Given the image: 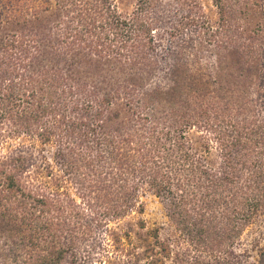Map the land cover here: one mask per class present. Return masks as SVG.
Segmentation results:
<instances>
[{"label": "trees", "instance_id": "1", "mask_svg": "<svg viewBox=\"0 0 264 264\" xmlns=\"http://www.w3.org/2000/svg\"><path fill=\"white\" fill-rule=\"evenodd\" d=\"M213 2L219 18L203 27L218 46L234 41L230 22L239 2L264 15V0ZM39 5L55 8L63 51L89 46L143 70L138 65L154 37L141 4L123 14L114 0H0V27L21 15V7L36 14ZM263 30L264 18L255 32ZM17 37L6 39L7 54L30 53L38 44ZM256 53L250 45L248 61ZM22 58L5 70L11 83L21 75ZM23 80L22 89L0 84V264H89L93 256L83 244L97 229H105L103 240L115 237L112 224L143 214L148 193L165 203L168 226L153 229V240L134 258L145 264H264V247L253 245L257 263L239 247L264 210V116L255 113L253 100L239 104L233 83L216 82L217 90L204 93L193 88L182 109L143 88L99 93L60 80L52 89L46 78L41 96L31 75ZM21 136L27 145L7 144ZM137 225L145 229L146 221Z\"/></svg>", "mask_w": 264, "mask_h": 264}, {"label": "rangeland", "instance_id": "2", "mask_svg": "<svg viewBox=\"0 0 264 264\" xmlns=\"http://www.w3.org/2000/svg\"><path fill=\"white\" fill-rule=\"evenodd\" d=\"M114 1L123 14L131 13L141 4L148 22L152 24L153 47L147 50V59L144 58L143 63L138 65L143 70L136 71L135 65L124 58L96 52L89 46L63 51L60 47L62 40L57 36L60 19L55 8L44 9L39 5L33 12L36 14H32L24 6L20 9L21 15L0 27V84H12L22 89L25 84L23 77L31 75L34 80L32 86L39 90L41 96H46V91L43 92L46 78L49 79V88H54L60 80L99 93H116L129 87L143 88L152 97L183 109L185 98L194 97L193 88L204 93L211 89L217 90L216 82L224 85L233 83V93L239 104L244 100L252 103L253 100V106L257 105L255 113L264 116V92L258 91L259 85L264 84V30L255 32L264 15L256 12L250 3L239 2L232 12L231 34L235 42L218 46L209 41L203 27L204 21L215 24L219 18L213 0ZM13 34L21 42L32 38L38 44L32 47L30 53L25 49L19 54V49L16 53L7 54L5 41ZM252 34L254 37L249 38ZM250 45L257 49V53L248 61L247 50ZM145 51L143 48L142 52ZM6 56L10 62L5 59ZM21 58L23 61L19 63L18 74L21 75L11 83L5 70H11ZM116 107L117 104L113 109L116 110ZM10 140L7 144L12 146L20 143L27 145L28 142L27 137L23 136ZM45 149L50 156L53 146L48 144ZM142 201L143 214L134 212L119 223L112 224L115 237L103 240L105 229H97L95 237L83 244L85 252L91 251L93 256L89 264H129V257L142 253L153 240V229L159 227L165 232L164 228L168 226L165 203L153 193L143 196ZM140 218L146 221L145 229L137 225ZM118 236L122 239L118 240ZM103 241L109 244V248L101 247ZM255 244L264 247V210L244 231L239 245L241 249L250 251L248 260L251 263H257L258 260L259 249H253ZM0 245L3 246L1 239ZM133 264H145L144 259L133 257Z\"/></svg>", "mask_w": 264, "mask_h": 264}]
</instances>
